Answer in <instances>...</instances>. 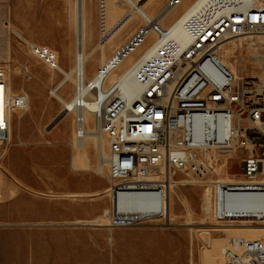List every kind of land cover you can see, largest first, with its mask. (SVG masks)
<instances>
[{
	"label": "rangeland",
	"instance_id": "rangeland-1",
	"mask_svg": "<svg viewBox=\"0 0 264 264\" xmlns=\"http://www.w3.org/2000/svg\"><path fill=\"white\" fill-rule=\"evenodd\" d=\"M103 1L104 9L100 7L101 0H85L91 46L98 44L102 34L109 32L126 14H131L132 19L136 17L122 2ZM167 1L149 0L146 8L155 14ZM73 3L74 0H0V68L7 69L0 77L10 82L11 95L27 94L29 107L21 119L17 113L13 114L10 142L6 148L0 145V152L7 150L0 160V242L38 243L36 254L45 252L49 243L61 242L74 249V252L64 250L61 253L75 264H204L203 254L209 241L205 238L206 233L200 230L210 231L215 238L219 233L213 225L237 222L215 220L217 202L213 200L210 182L232 179L241 182L238 176L241 153L228 159L227 175L215 171L220 164L214 167L213 175L206 181L192 175L190 178L186 173L173 175L176 181L191 182L175 187L178 197H185L191 207V225H184L187 217L177 197L171 193V228L163 229L154 223L126 228L107 227L105 215L109 213L110 198L109 193L104 192L120 180L111 181L106 169L102 174L94 169L85 172L71 170L74 117L68 116L61 121L62 106L50 95L62 75L33 55L29 48L34 46L47 51L64 70L72 67L76 42ZM141 25L142 21L132 20L128 28H121L119 37L106 41V59L122 50ZM254 37L257 42L260 36L247 35L233 43L237 47L239 43L254 42ZM235 51L240 62L237 68H244L242 77H258L259 69L250 61L246 50H242L245 61L239 60L240 50L236 48ZM100 53L98 47L85 68L98 66ZM140 53H135L132 60ZM72 93L73 86L69 83L59 90L64 99H69ZM56 119L58 122L51 127ZM248 137L255 144L262 143L255 132H250ZM207 207L208 212L205 211ZM98 223L103 226L97 227L95 224ZM7 224L12 226L6 227ZM25 253L28 260L30 251ZM18 254L20 252L11 249L0 250V264H26L16 258ZM53 260L55 257L50 259Z\"/></svg>",
	"mask_w": 264,
	"mask_h": 264
},
{
	"label": "built area",
	"instance_id": "built-area-1",
	"mask_svg": "<svg viewBox=\"0 0 264 264\" xmlns=\"http://www.w3.org/2000/svg\"><path fill=\"white\" fill-rule=\"evenodd\" d=\"M203 6H212V15H203ZM158 16L142 19L141 29L111 63L118 65L147 29L152 32L151 56L137 61L141 96H118L112 84L92 91L97 105L93 115L108 139L110 180H120L108 192L141 194L145 202L143 212L130 215L119 214L112 202L106 226L154 223L171 228L169 178L186 173L206 181L214 167L238 152L241 182H210L217 202L214 218L220 223H263V210L252 209L264 208V76L237 78L221 63L219 48L247 35L264 36V0H200L182 32L186 41L172 38L169 27L156 21ZM30 50L46 65H56L47 51ZM260 58L264 60V53ZM7 87V80L0 77V145L4 148L10 142L12 115L28 107L27 95H11ZM83 124L81 115L74 117L77 139L83 137ZM250 132L257 133L262 143H253ZM234 193L243 195L239 201L251 196L250 206L227 211ZM222 256L224 264H264L260 238L246 241L240 253L223 249Z\"/></svg>",
	"mask_w": 264,
	"mask_h": 264
},
{
	"label": "bare ground",
	"instance_id": "bare-ground-1",
	"mask_svg": "<svg viewBox=\"0 0 264 264\" xmlns=\"http://www.w3.org/2000/svg\"><path fill=\"white\" fill-rule=\"evenodd\" d=\"M101 1L102 2H100L101 3L100 7L104 9V1L103 0ZM117 1L119 3L122 2L125 5H127L131 9V13L135 14L136 17L133 19L130 17L121 19L118 23L115 24L114 27H112V29L109 32H104L102 34L98 44H96L95 46H91L88 40L89 27L86 20L85 0H74L73 25L76 36V42H75V54L73 58V65L68 70L62 69L57 64L52 66V68H54L58 73L62 75V78L50 91V95L62 106L61 109L62 112L60 115L61 121H63L68 116L76 117L77 115L79 116L81 115L84 120L83 127L85 132L81 139H77L75 137L76 130L74 124H73L74 127H72L73 132L71 130L72 132L71 134L72 141L70 144V149L72 151L71 161H70L71 170H73V172L74 171L85 172L94 169L95 172L102 174L103 170L106 169L108 171L109 178H110V171H109V161L107 156L108 139L106 135L99 130L97 121L93 115V113L97 111V105L94 102L95 99H93L92 91L94 89H99V90L104 89L112 84V90L114 92H117L118 96H125L126 94L127 96L140 97L141 88H140L139 68L137 65V61L140 58L151 56L152 51H150V48L151 45H153V43L155 42V38L151 35L152 32L149 29H147L144 32L143 36H141L142 40L138 41L137 44L135 43L136 45L134 44V47H132L130 50H128L126 53L123 54L122 59L120 60L118 65H111L113 60H117V53L112 57L106 59L104 44L111 37L112 38L119 37V34H121L122 32L121 28L123 26L126 28L132 20L133 21H139V20L141 21L142 19H144V21L146 19L151 20L155 17L156 13L159 14L156 21L161 26L164 25L169 27L172 38H175L179 41H186V38L184 37L182 32L185 30V28L188 25L192 8L200 0H194V1L173 0L167 8L165 9L161 8L160 10L158 9L155 12V14L152 13L153 10H147L146 8L147 7L146 4L149 0H145L143 3L141 2L137 3L136 0H117ZM130 15L131 14H129V16ZM203 15H212V6H203ZM257 40L258 41L256 42L254 37V42L249 41L246 44L239 43L237 47L235 45L236 43H233L232 40L221 45L219 48V59L221 63L224 66L228 67L233 73H235L236 77L239 79H241L242 77L243 74L242 72L244 71V68L240 67L238 69L236 66L238 63L237 61L238 59L236 58L237 56H235L236 48L240 50L238 56L240 58L239 60L245 61V59L243 58L244 52L242 51L243 49H245L246 50L245 52H247L246 55H248V58L251 59L248 60L253 61V63H256L257 64V65L255 64L256 67H260V71H259L260 74L258 77L262 78L264 76V60L260 58L261 56L260 57L257 56L259 54L262 55L264 53V36L259 37V39ZM229 43L230 45H228ZM98 47H99V51L101 52L100 60L97 68L98 70L91 77H89L87 75L88 73L86 74L85 71L86 62H88L90 59L94 57L96 49ZM140 51L141 53L137 57V59L132 60L135 53ZM7 68L9 67L7 66ZM5 69L0 68V75L5 73V71L7 70ZM67 83L73 86V93L69 99H64L60 96L59 90L63 88ZM7 84H8L7 91L9 94H11L10 82L8 83L7 81ZM79 105H82L83 107L80 108ZM28 109L29 107H27L25 111H27ZM25 111H15V113H17L19 119H21L23 116L22 113H24ZM11 134H12V126L10 129V137ZM59 139H62V137ZM6 151L7 150L5 149L1 150L0 160L4 157ZM234 155H236V153L231 154L227 159H224L222 164L219 165L220 168H217V170H215L218 172L217 174L219 175L228 174L227 173L228 159H232ZM74 174L76 175V172ZM186 176L192 178L190 174H187ZM236 182L239 181H237L236 179L235 180L232 179L229 180V182L227 183H236ZM184 183H191V182H187L185 180L176 181L172 178V176L169 178V218L173 216L171 200H170L171 193H173L177 197V200L180 202V206H182L185 216L187 217V220L184 223V225H191V222H189L190 220L189 216L192 213L191 207L188 204L187 199L185 197L179 198L175 191L176 185L184 184ZM108 190L109 189H107L104 193H107ZM108 196L111 199L109 213L112 210V202H113V209L115 211L117 210L119 214H123V215L141 213L145 210L144 196H142L141 194H136L129 191H119L116 193L114 192L113 195L108 194ZM242 196L243 195H235L234 193L233 196L229 197L230 199H228L226 210L235 213L237 208L241 209V207L243 206L249 207L251 204L250 203L251 196L246 195L245 196L246 198L244 200L239 201L240 197ZM208 210L209 207L205 209L206 212H208ZM211 210L214 215V210L213 209ZM252 210L254 211L263 210L264 212V208L262 207H259V209L253 208ZM95 225L97 227L103 226V224L101 223ZM5 226L11 227L12 225L7 224ZM213 226L215 227L214 230L219 233V235L215 238H212V234H210V231L200 230V228H198L200 231H202V233L203 232L206 233L205 238L209 241V246L207 250L204 251L203 254L204 264H224L222 250L227 249L234 253H240L246 241H252L260 238V244L264 248V222L262 224H256L254 222L237 221L235 224L213 225ZM37 244L38 243L25 244L23 242L10 243L8 240H5L0 242V250L11 249L16 252H20V254L16 256V258L22 259L23 261H25L26 264H75L73 260L72 263H70L66 258L67 256L62 255L61 253L64 250L65 251L69 250L70 252H74V249L71 246L68 248L66 245H64V243L53 242V243H49L45 252L36 254L35 252L37 250V246H38ZM27 250L30 251V257L28 260L26 258V253H25ZM52 257H55V260L50 261Z\"/></svg>",
	"mask_w": 264,
	"mask_h": 264
},
{
	"label": "crops",
	"instance_id": "crops-1",
	"mask_svg": "<svg viewBox=\"0 0 264 264\" xmlns=\"http://www.w3.org/2000/svg\"><path fill=\"white\" fill-rule=\"evenodd\" d=\"M97 68L98 66H94L93 68L91 67L85 68L86 72L88 73L87 75L91 77L98 70Z\"/></svg>",
	"mask_w": 264,
	"mask_h": 264
},
{
	"label": "water",
	"instance_id": "water-1",
	"mask_svg": "<svg viewBox=\"0 0 264 264\" xmlns=\"http://www.w3.org/2000/svg\"><path fill=\"white\" fill-rule=\"evenodd\" d=\"M59 119H56L53 124L51 125V127H53V125H55L58 122Z\"/></svg>",
	"mask_w": 264,
	"mask_h": 264
}]
</instances>
